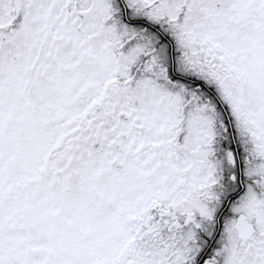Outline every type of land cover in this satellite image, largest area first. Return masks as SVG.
<instances>
[{"label":"snow or ice","instance_id":"6c2138e0","mask_svg":"<svg viewBox=\"0 0 264 264\" xmlns=\"http://www.w3.org/2000/svg\"><path fill=\"white\" fill-rule=\"evenodd\" d=\"M0 264H264V0H0Z\"/></svg>","mask_w":264,"mask_h":264}]
</instances>
